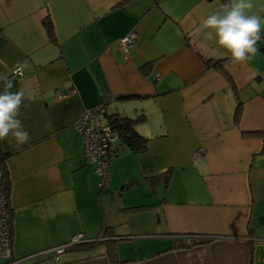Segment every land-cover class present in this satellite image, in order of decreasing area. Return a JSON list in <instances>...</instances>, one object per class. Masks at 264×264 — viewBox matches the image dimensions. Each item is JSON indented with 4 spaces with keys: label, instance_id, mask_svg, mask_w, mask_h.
Segmentation results:
<instances>
[{
    "label": "crops",
    "instance_id": "obj_1",
    "mask_svg": "<svg viewBox=\"0 0 264 264\" xmlns=\"http://www.w3.org/2000/svg\"><path fill=\"white\" fill-rule=\"evenodd\" d=\"M234 2L0 0V75L26 94L18 119L30 137L20 146L0 140L15 258L114 264L104 241L116 240L120 264H255L246 241L251 230L255 245L264 243V51L234 63L206 38L210 29L197 31ZM250 2L245 12L260 18L264 38V0ZM47 13L56 43L42 25ZM132 31L137 40L124 55L116 42ZM207 59L225 62L218 69ZM96 108L103 121L104 111L143 115L135 129L148 139L141 154L112 144L103 186L74 128ZM168 168L167 186L157 181L152 192L146 177ZM138 205L150 206L127 209ZM103 226L115 235L90 248L58 260L38 254L77 233L95 240ZM203 237L210 242L182 247ZM141 241L148 244L121 258L124 245Z\"/></svg>",
    "mask_w": 264,
    "mask_h": 264
},
{
    "label": "clouds",
    "instance_id": "obj_2",
    "mask_svg": "<svg viewBox=\"0 0 264 264\" xmlns=\"http://www.w3.org/2000/svg\"><path fill=\"white\" fill-rule=\"evenodd\" d=\"M252 7L250 0H236L208 15L202 21V28L197 31L210 29L205 33L208 40L214 39L225 49L232 62L246 63L258 51L257 44L262 40L260 18L245 12ZM0 81H4V91L0 92V140L11 136L16 146L28 143L29 133L18 119L26 94L24 90L10 91L13 82L7 75H0ZM28 98L32 97L29 95Z\"/></svg>",
    "mask_w": 264,
    "mask_h": 264
},
{
    "label": "built area",
    "instance_id": "obj_3",
    "mask_svg": "<svg viewBox=\"0 0 264 264\" xmlns=\"http://www.w3.org/2000/svg\"><path fill=\"white\" fill-rule=\"evenodd\" d=\"M136 40L137 33L132 31L120 37L116 42V46L122 54L126 55ZM261 45H264L263 37L257 44V46ZM18 72V69L14 71L16 74ZM74 128L83 137V158L85 163L94 167L95 172L100 177V185H105L109 178L111 146L118 141V132L106 120H102L99 108L89 109L82 113L74 122ZM202 153L203 149L200 148L197 154ZM2 180L3 173L0 169V184ZM86 241L89 240H86L82 233H77L70 236L63 244L43 250L38 254H48L50 258L58 260L68 249ZM31 257L33 255L22 258H15L12 255V229L6 208V193L0 186V264H23L25 261H29Z\"/></svg>",
    "mask_w": 264,
    "mask_h": 264
},
{
    "label": "trees",
    "instance_id": "obj_4",
    "mask_svg": "<svg viewBox=\"0 0 264 264\" xmlns=\"http://www.w3.org/2000/svg\"><path fill=\"white\" fill-rule=\"evenodd\" d=\"M127 0H122V3H125ZM154 2H158V0H154ZM42 25L44 26L46 33L50 39V41L56 43V36H55V32H54V25H53V21L51 19V16L49 15V13L46 14V16L44 17L43 21H42ZM258 50L260 51H264V45L261 46H257ZM204 64L208 67H214V68H221L223 63L225 62V60H216V59H207L203 61ZM135 96H127L126 99H134ZM237 113L239 112V107L237 108ZM103 115L105 117L106 122L118 132V142L120 143V145L127 147L128 149H130L133 153L135 154H141L144 153L147 149V141L148 139L142 135H140L136 129H135V125L141 121L144 120V116H138L136 118H128V117H124L121 116L118 113H107V112H103ZM7 153H3L0 149V169L2 170L3 173V180L2 183L0 184V186L4 189L5 193H6V208H7V212H8V216L9 219L11 218V208H10V203H9V182H8V175H7V167H6V158H7ZM171 173H172V169L168 168L162 172H160L159 174L156 175H151L146 177V182L148 187L150 188V190L152 192H155V185L157 183V181H163L164 183V187L167 186L170 177H171ZM132 185L131 183L128 184L127 186ZM126 186V187H127ZM150 205H138V206H132V207H128L127 209H131L134 211H140L143 209L148 208ZM11 221V220H10ZM252 231L248 230V237L249 239L246 241L247 242V246H248V250L250 251V260L252 261V257H253V251H254V245H255V241L252 238ZM115 235L114 231L112 228H108L106 226H103L101 228V236H99L98 238H96L95 240H91V241H86V242H82L80 244H77L75 246H73L74 248H90L92 246H94L96 243H98V240H102L103 239H107L110 238L111 236ZM210 238H198V239H191V241L188 244H183L182 247H188L191 245H195V244H202V243H207L210 242ZM101 241V242H102ZM115 241H107L105 243L107 249H108V257L110 259V261L114 264H120V263H124L118 260L116 252H115V248H114V244Z\"/></svg>",
    "mask_w": 264,
    "mask_h": 264
},
{
    "label": "water",
    "instance_id": "obj_5",
    "mask_svg": "<svg viewBox=\"0 0 264 264\" xmlns=\"http://www.w3.org/2000/svg\"><path fill=\"white\" fill-rule=\"evenodd\" d=\"M255 264H264V243L259 242L254 246Z\"/></svg>",
    "mask_w": 264,
    "mask_h": 264
},
{
    "label": "rangeland",
    "instance_id": "obj_6",
    "mask_svg": "<svg viewBox=\"0 0 264 264\" xmlns=\"http://www.w3.org/2000/svg\"><path fill=\"white\" fill-rule=\"evenodd\" d=\"M148 244V242L147 241H141V243H139L138 245H137V247L135 246V245H133V244H131V245H124L122 248V251H123V254L121 253V258L122 259H127L126 257H133V256H129V254H128V252H133L134 251V249H139V245H143V246H145V245H147Z\"/></svg>",
    "mask_w": 264,
    "mask_h": 264
}]
</instances>
